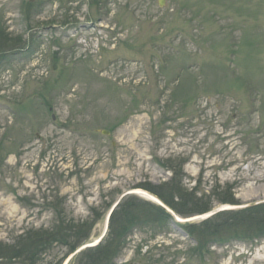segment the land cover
I'll return each mask as SVG.
<instances>
[{
	"label": "rangeland",
	"instance_id": "374dc122",
	"mask_svg": "<svg viewBox=\"0 0 264 264\" xmlns=\"http://www.w3.org/2000/svg\"><path fill=\"white\" fill-rule=\"evenodd\" d=\"M0 50V242L55 228L36 264L99 238L123 193L154 220L144 185L264 202V0H0ZM230 218L213 243L173 220L118 231L110 264H264V226Z\"/></svg>",
	"mask_w": 264,
	"mask_h": 264
},
{
	"label": "trees",
	"instance_id": "16d2710c",
	"mask_svg": "<svg viewBox=\"0 0 264 264\" xmlns=\"http://www.w3.org/2000/svg\"><path fill=\"white\" fill-rule=\"evenodd\" d=\"M7 46L4 48H15L17 44L13 43L10 44L7 40ZM3 49V48H2ZM1 49V50H2ZM0 50V51H1ZM145 189L153 192L157 196H159L166 204H168L170 207H172L177 213H179L182 216H191L195 214H201L205 213L207 211H210L213 206L207 205L204 201L196 200V202L189 201L187 198H184L185 196H182L181 193H177L178 200L175 201L174 197L170 198L168 197L164 191L157 187H152L151 185H144ZM136 196L133 195L130 198H135ZM220 202L223 203H231V204H237L235 200L231 197L221 199ZM145 204H148L149 207H151L156 214H154L152 221H148L146 215L150 214L151 209H147L148 211H145L146 207L140 206L138 207L136 205H130L129 208H124V205L120 204L118 209H116L111 217L110 221V228H109V235L104 240V242L100 243L99 245L95 247L88 248L83 252V254H87V260L86 264H110L112 258L116 255L113 252V245L114 241L113 237L116 235V232L121 231V233L127 234L131 228H133L135 225L142 226L145 224V222H168L170 220H173V217L170 213H168L164 208L148 201L144 202ZM221 215H227L232 216V224L233 225H246L250 219L256 220V223H254L257 227H263L264 226V216L261 217V219H258L259 215H264V202L259 203L257 205L249 206L247 208L238 209V210H222L217 212L212 217L205 219L200 223V228H198V225L196 224H183L186 226V228L189 229V231L195 235L197 240H205V242H215V240L225 239V237H218L213 236V233L206 234L203 236L201 231H208L209 229H214V233H217L216 230V224H211V221L213 218H216L217 216ZM127 218V219H125ZM253 221V220H252ZM252 224V223H251ZM93 226V225H92ZM205 226V227H204ZM253 226V225H251ZM55 229V228H54ZM31 229L29 231H26L23 235H20L18 238V241L12 245L5 244L0 242V263L1 262H14L18 261L20 259L24 260L23 262L25 264H36L39 256L43 252V250L55 239L57 240L58 237H56L59 233L55 229ZM121 235V236H122ZM89 234H85L84 237H88ZM209 238V239H208ZM63 239V238H62ZM86 239V238H84ZM227 239V238H226ZM67 240V239H66ZM65 241V240H63ZM223 240H221L222 242ZM66 244H70L68 240L65 241ZM83 242V234H79L78 241L75 243L76 245L71 246L72 250H75L78 244ZM81 245V244H80ZM117 248L115 249V251Z\"/></svg>",
	"mask_w": 264,
	"mask_h": 264
},
{
	"label": "water",
	"instance_id": "95a60500",
	"mask_svg": "<svg viewBox=\"0 0 264 264\" xmlns=\"http://www.w3.org/2000/svg\"><path fill=\"white\" fill-rule=\"evenodd\" d=\"M135 192H139V193H142V194H146L149 197H151L152 199H154L158 204H160L163 207H165L178 221H181V222L193 221V220L199 219L201 217L200 215H197V216H192V217L181 218V217H179L176 214V212L172 208H170L169 206H167L156 195H154V194H152V193H150L148 191L142 190V189L135 190ZM128 193H130V192H128ZM125 195L126 194L123 193L116 201H114V203L111 205V207L109 208V210L105 214L104 230H103L102 235L98 239H96L94 241H91V242H86V243L82 244L80 247H78L73 253H71L69 255V257L65 260L64 264H69V262L71 261V259L77 253H79L81 250H83L84 248H87V247H90V246H94V245H96V244H98V243H100L102 241L103 237L105 236V234H106V232L108 230L111 215H112L113 211L115 210V208L117 207V205L119 204V202L121 201V199L123 198V196H125ZM258 202H260V201H256V202H252V203H247V204L234 205V206H231V208H244V207H247V206H251V205L257 204ZM220 209H223V207H220L218 209H214L212 211H209L208 213L205 214V216L206 217H209V216H211L212 214H214L215 212H217Z\"/></svg>",
	"mask_w": 264,
	"mask_h": 264
}]
</instances>
